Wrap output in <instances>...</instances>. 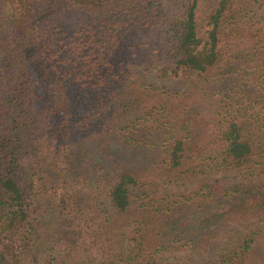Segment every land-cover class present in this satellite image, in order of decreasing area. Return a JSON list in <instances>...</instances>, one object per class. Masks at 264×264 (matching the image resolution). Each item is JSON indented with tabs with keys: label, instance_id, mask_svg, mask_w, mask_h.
Returning a JSON list of instances; mask_svg holds the SVG:
<instances>
[{
	"label": "trees",
	"instance_id": "trees-1",
	"mask_svg": "<svg viewBox=\"0 0 264 264\" xmlns=\"http://www.w3.org/2000/svg\"><path fill=\"white\" fill-rule=\"evenodd\" d=\"M256 221L264 0H0V264H264Z\"/></svg>",
	"mask_w": 264,
	"mask_h": 264
},
{
	"label": "rangeland",
	"instance_id": "rangeland-1",
	"mask_svg": "<svg viewBox=\"0 0 264 264\" xmlns=\"http://www.w3.org/2000/svg\"><path fill=\"white\" fill-rule=\"evenodd\" d=\"M226 178V177H225ZM214 179H219V180H224L226 182V180L224 179V176L222 175H216L214 177H210L209 180H214ZM227 179V178H226ZM196 179H191L188 183L187 186L188 188H192L194 187ZM227 181H230V178L227 179ZM255 224V223H254ZM262 225L264 226V221H256V225ZM255 225V226H256ZM245 230L243 227H234L233 230L230 233H226L223 236H221V238L218 240V242L215 245L210 246L205 252H198L195 253L192 257L195 260H199V261H205V259L213 252H215L217 249L224 247L226 244H228V242H231L235 236H237L240 233H244ZM184 254H180L177 257H183ZM191 257V256H190ZM173 259V258H172ZM184 260V259H183Z\"/></svg>",
	"mask_w": 264,
	"mask_h": 264
}]
</instances>
